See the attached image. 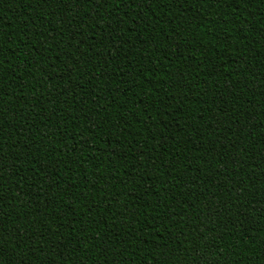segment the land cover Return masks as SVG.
Masks as SVG:
<instances>
[{"label": "trees", "instance_id": "obj_1", "mask_svg": "<svg viewBox=\"0 0 264 264\" xmlns=\"http://www.w3.org/2000/svg\"><path fill=\"white\" fill-rule=\"evenodd\" d=\"M0 196L15 264H264V0H0Z\"/></svg>", "mask_w": 264, "mask_h": 264}, {"label": "snow or ice", "instance_id": "obj_2", "mask_svg": "<svg viewBox=\"0 0 264 264\" xmlns=\"http://www.w3.org/2000/svg\"><path fill=\"white\" fill-rule=\"evenodd\" d=\"M75 2L79 4L94 3L96 7H100L102 0H75ZM122 2H127V0H122ZM132 2H135V0H132ZM3 199L4 197L0 196V201ZM18 232L19 230L13 231L5 229V220L0 215V264H15L17 257L16 249H19L21 244L24 243L23 234H17ZM6 249H11V254Z\"/></svg>", "mask_w": 264, "mask_h": 264}]
</instances>
